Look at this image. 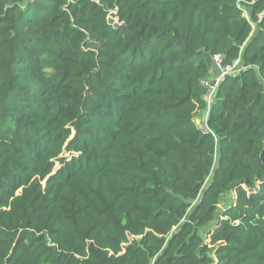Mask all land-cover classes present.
I'll return each instance as SVG.
<instances>
[{"label": "trees", "instance_id": "obj_1", "mask_svg": "<svg viewBox=\"0 0 264 264\" xmlns=\"http://www.w3.org/2000/svg\"><path fill=\"white\" fill-rule=\"evenodd\" d=\"M263 11L0 0V264H264Z\"/></svg>", "mask_w": 264, "mask_h": 264}, {"label": "built area", "instance_id": "obj_2", "mask_svg": "<svg viewBox=\"0 0 264 264\" xmlns=\"http://www.w3.org/2000/svg\"><path fill=\"white\" fill-rule=\"evenodd\" d=\"M211 69H212L211 76H209L208 74V76L205 77L202 81L204 86L206 87V92L203 94V98L208 104L212 102L213 94L218 84L221 81H223L227 75L237 74L241 69V65L239 62V58L235 59L232 63L223 64L222 56L220 54H215L213 55L212 58ZM216 69H217V73H216ZM205 117H206V113H205ZM203 125H205V119L203 123H201L199 126H203Z\"/></svg>", "mask_w": 264, "mask_h": 264}, {"label": "water", "instance_id": "obj_3", "mask_svg": "<svg viewBox=\"0 0 264 264\" xmlns=\"http://www.w3.org/2000/svg\"><path fill=\"white\" fill-rule=\"evenodd\" d=\"M264 15V11L260 14V18ZM107 22L109 24H112L114 27H118L120 24L117 21V18L115 17V11L110 10L107 15Z\"/></svg>", "mask_w": 264, "mask_h": 264}, {"label": "rangeland", "instance_id": "obj_4", "mask_svg": "<svg viewBox=\"0 0 264 264\" xmlns=\"http://www.w3.org/2000/svg\"><path fill=\"white\" fill-rule=\"evenodd\" d=\"M216 73H217V69H216ZM196 119H197V124L198 125H200L201 123H203V121L205 119V112L201 111L200 114L198 113L197 116H196ZM228 196L231 197L233 195H232V193H230Z\"/></svg>", "mask_w": 264, "mask_h": 264}, {"label": "crops", "instance_id": "obj_5", "mask_svg": "<svg viewBox=\"0 0 264 264\" xmlns=\"http://www.w3.org/2000/svg\"><path fill=\"white\" fill-rule=\"evenodd\" d=\"M214 73H215V71H214ZM211 74H212V69H211V71H210V73H209V76H211ZM206 113V112H205Z\"/></svg>", "mask_w": 264, "mask_h": 264}]
</instances>
